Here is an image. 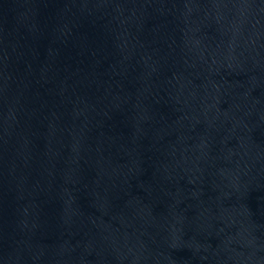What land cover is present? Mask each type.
<instances>
[{"label":"water","instance_id":"obj_1","mask_svg":"<svg viewBox=\"0 0 264 264\" xmlns=\"http://www.w3.org/2000/svg\"><path fill=\"white\" fill-rule=\"evenodd\" d=\"M0 264H264V0H0Z\"/></svg>","mask_w":264,"mask_h":264}]
</instances>
